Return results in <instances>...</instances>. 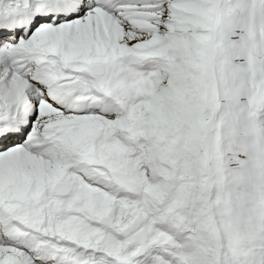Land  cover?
I'll return each instance as SVG.
<instances>
[{"label": "snow or ice", "instance_id": "1", "mask_svg": "<svg viewBox=\"0 0 264 264\" xmlns=\"http://www.w3.org/2000/svg\"><path fill=\"white\" fill-rule=\"evenodd\" d=\"M0 264H264V0H0Z\"/></svg>", "mask_w": 264, "mask_h": 264}]
</instances>
